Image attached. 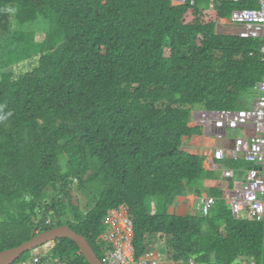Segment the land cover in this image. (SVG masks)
Masks as SVG:
<instances>
[{
  "label": "trees",
  "instance_id": "16d2710c",
  "mask_svg": "<svg viewBox=\"0 0 264 264\" xmlns=\"http://www.w3.org/2000/svg\"><path fill=\"white\" fill-rule=\"evenodd\" d=\"M260 4L0 0V252L69 225L99 256L104 220L125 204L138 257L169 236L177 262L264 264V221L236 219L224 200L211 216L168 212L213 174L182 148L193 110L248 108L264 80L263 41L216 30ZM39 18L43 40L14 28ZM14 264L89 262L59 238Z\"/></svg>",
  "mask_w": 264,
  "mask_h": 264
},
{
  "label": "built area",
  "instance_id": "2783aa9c",
  "mask_svg": "<svg viewBox=\"0 0 264 264\" xmlns=\"http://www.w3.org/2000/svg\"><path fill=\"white\" fill-rule=\"evenodd\" d=\"M238 1V0H235ZM181 4L187 0H179ZM194 3V0H192ZM231 19L242 25L238 35L263 41L261 51L264 55V0L257 8L234 10ZM257 96L251 107L241 110H201L202 120L210 122L218 138H223L230 129H245L246 133L235 140V157L243 156L251 163L252 169L241 187L233 190L231 206L237 218L246 214L257 222L264 221V80L257 83ZM225 149L215 152L217 159L225 157ZM262 168V169H261ZM232 177L234 171L225 173ZM218 200L210 196L202 199L200 210L209 216ZM104 230L99 236L100 250L105 264H163L160 256L148 250L143 257H138L133 246L134 222L128 205L114 209L104 220ZM102 259V258H101ZM189 264H199L190 260Z\"/></svg>",
  "mask_w": 264,
  "mask_h": 264
},
{
  "label": "crops",
  "instance_id": "0c3cea01",
  "mask_svg": "<svg viewBox=\"0 0 264 264\" xmlns=\"http://www.w3.org/2000/svg\"><path fill=\"white\" fill-rule=\"evenodd\" d=\"M173 1L175 3L177 2V0ZM241 29L242 25L234 22L231 18L222 19L216 27L217 33L224 35H238ZM254 103L255 98L249 107L254 105ZM201 110L204 109L195 108L193 110L189 125L197 129L198 132L192 136L184 137L182 148L189 153L206 156L207 160L204 163V167L208 172H212L213 174H210V176L204 181V186L200 194L193 192L185 196L178 197L176 201L168 208V212L178 216L202 213L200 210L202 199L213 196L216 197L218 201H226L233 213V216L236 219H250L246 214H243L240 218H237L233 212L230 202L233 190L242 186L247 174L250 171V167L253 166L251 163L247 162L243 156L235 157L233 153L236 138L245 134L246 130L242 128L230 129L227 130L223 138H218L214 126L210 122L202 120ZM236 132H239V134L236 135ZM219 148L225 149L226 154L223 159H217L215 157V152ZM228 170L234 171L232 177H229L225 174ZM156 207L157 202L154 204L153 209L156 210ZM212 213L209 216H211ZM149 250L155 251L156 254L160 256L161 262L163 264H184V261L182 260L177 262L172 258V256L170 258L168 253L165 255L166 260H162V253L153 248ZM146 252L144 254H146ZM144 254L139 256V258L143 257ZM253 264H255L254 261Z\"/></svg>",
  "mask_w": 264,
  "mask_h": 264
},
{
  "label": "water",
  "instance_id": "95a60500",
  "mask_svg": "<svg viewBox=\"0 0 264 264\" xmlns=\"http://www.w3.org/2000/svg\"><path fill=\"white\" fill-rule=\"evenodd\" d=\"M176 3L180 4L179 0H177ZM250 169H252V167H250ZM59 238H70L75 241L79 245L89 264H105L91 246L88 239L84 235L76 232L69 225L58 226L53 229L34 234L30 240L24 242L23 244L1 251L0 264H14L28 251H32Z\"/></svg>",
  "mask_w": 264,
  "mask_h": 264
},
{
  "label": "rangeland",
  "instance_id": "374dc122",
  "mask_svg": "<svg viewBox=\"0 0 264 264\" xmlns=\"http://www.w3.org/2000/svg\"><path fill=\"white\" fill-rule=\"evenodd\" d=\"M49 27H50L49 21H47V20H45L43 18H39L38 20L32 21V22L27 23L25 25H21L19 23H16L14 25L15 30H23V31L34 32L36 34V37H37L38 40H43L44 39V37L46 36L47 32L49 31ZM235 134L238 135L239 132H236ZM79 196H80V198L82 200V205H83L85 210H87V209H89L90 207L93 206V200L91 198V195H89L88 193H81V194H79ZM156 202L157 201L154 200L149 205L151 210H153L154 204H156ZM46 249L47 248L43 247L42 249H40L39 252L41 254H43V253H45ZM153 249H156L160 253H162L161 254L162 260H166V256L165 255H167V253H168V256L170 258L173 255L172 254L173 253V247H172V244L170 242L169 236H162V237L157 238V240L155 242V245L153 246ZM99 257L102 258V260H103V256L101 255V252H99ZM239 262L237 264H253V261L252 260H248V259H245L241 263H239ZM199 264H209V263H199Z\"/></svg>",
  "mask_w": 264,
  "mask_h": 264
}]
</instances>
